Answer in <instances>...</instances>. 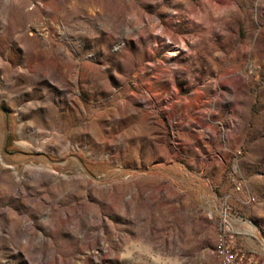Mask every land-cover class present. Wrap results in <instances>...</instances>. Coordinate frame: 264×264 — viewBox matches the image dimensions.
<instances>
[{
    "label": "rangeland",
    "instance_id": "374dc122",
    "mask_svg": "<svg viewBox=\"0 0 264 264\" xmlns=\"http://www.w3.org/2000/svg\"><path fill=\"white\" fill-rule=\"evenodd\" d=\"M0 264H264V0H0Z\"/></svg>",
    "mask_w": 264,
    "mask_h": 264
},
{
    "label": "built area",
    "instance_id": "2783aa9c",
    "mask_svg": "<svg viewBox=\"0 0 264 264\" xmlns=\"http://www.w3.org/2000/svg\"><path fill=\"white\" fill-rule=\"evenodd\" d=\"M219 247L227 250V260H222V263H225V264H242L239 261H237V256L231 249L227 248L223 244H220Z\"/></svg>",
    "mask_w": 264,
    "mask_h": 264
},
{
    "label": "bare ground",
    "instance_id": "6f19581e",
    "mask_svg": "<svg viewBox=\"0 0 264 264\" xmlns=\"http://www.w3.org/2000/svg\"><path fill=\"white\" fill-rule=\"evenodd\" d=\"M0 159H2V156L1 155H0ZM217 253L219 254V256L222 257L223 260H227V250L226 249H222L218 245V247H217Z\"/></svg>",
    "mask_w": 264,
    "mask_h": 264
}]
</instances>
